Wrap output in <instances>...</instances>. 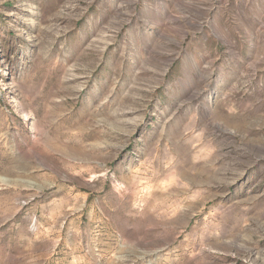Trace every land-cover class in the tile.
I'll use <instances>...</instances> for the list:
<instances>
[{"label": "rangeland", "instance_id": "1", "mask_svg": "<svg viewBox=\"0 0 264 264\" xmlns=\"http://www.w3.org/2000/svg\"><path fill=\"white\" fill-rule=\"evenodd\" d=\"M0 264H264V0H0Z\"/></svg>", "mask_w": 264, "mask_h": 264}]
</instances>
